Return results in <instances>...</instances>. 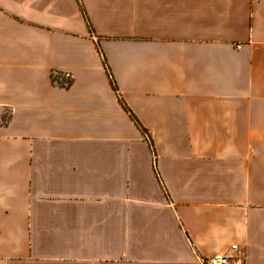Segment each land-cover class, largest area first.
<instances>
[{"label": "crops", "instance_id": "1", "mask_svg": "<svg viewBox=\"0 0 264 264\" xmlns=\"http://www.w3.org/2000/svg\"><path fill=\"white\" fill-rule=\"evenodd\" d=\"M232 245L264 264V0H0V264Z\"/></svg>", "mask_w": 264, "mask_h": 264}, {"label": "built area", "instance_id": "2", "mask_svg": "<svg viewBox=\"0 0 264 264\" xmlns=\"http://www.w3.org/2000/svg\"><path fill=\"white\" fill-rule=\"evenodd\" d=\"M238 245H232L226 253H217L210 257L200 259V264H230L232 253L237 250Z\"/></svg>", "mask_w": 264, "mask_h": 264}, {"label": "trees", "instance_id": "3", "mask_svg": "<svg viewBox=\"0 0 264 264\" xmlns=\"http://www.w3.org/2000/svg\"><path fill=\"white\" fill-rule=\"evenodd\" d=\"M107 67H108V66H107ZM52 79H53L54 81H56V77H55V76H52ZM111 84H112L114 90H116L117 88H116L115 82H114L113 80H111ZM116 92H117V90H116ZM118 99H119L120 102L122 103L124 110H125V111H126L131 117H133V119L136 120L137 125L140 126V125H139V124H140L139 121L136 119V117H134V115L131 113V111L127 108L128 106L125 104V102H124L121 98H119V96H118ZM140 128H141V127H140ZM141 130H142V132L145 134V136H146V138L148 139V142H149L151 148L153 149V146H152V145H153V144H152V141H153V140H152V138L150 137L149 133H148L146 130L142 129V128H141Z\"/></svg>", "mask_w": 264, "mask_h": 264}]
</instances>
